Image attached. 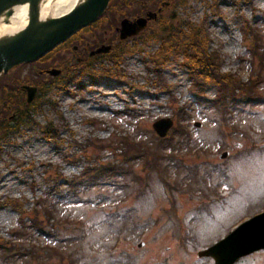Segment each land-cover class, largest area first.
I'll return each instance as SVG.
<instances>
[{
	"label": "rangeland",
	"instance_id": "1",
	"mask_svg": "<svg viewBox=\"0 0 264 264\" xmlns=\"http://www.w3.org/2000/svg\"><path fill=\"white\" fill-rule=\"evenodd\" d=\"M165 12L196 28L202 26L208 49L219 55L221 72L245 81L259 70L256 59L251 66L240 25L245 21L255 25L264 47V0H187L182 5L171 4ZM113 22L107 17L93 24V30L73 39L77 44L74 52L70 46L57 50L60 58L75 59L100 40L122 50ZM151 26L136 42L126 39L131 50L117 61L107 57L94 61L96 82H91L89 72L77 73L66 83L51 84L46 79L42 82L36 100L38 110L31 111L30 117L38 124L55 126L54 132H48L56 133L55 137H45L39 126L26 123L0 140V236L9 239L20 221L27 224L37 199L46 192V172L58 169L69 178L93 157L102 162L119 159L110 147L124 135H134L149 143L153 153L160 152L152 123L169 117L175 124L176 108L186 105L181 117L185 126L183 142L179 144L182 138L176 133L170 135L167 143H172L175 150L171 161L163 163L170 170L167 179L172 183L168 182L175 200L170 204L154 172L146 174L145 182L133 183L121 192L107 179L78 196H54L49 203L55 214L52 223L63 219L56 236L64 239L59 249L66 259L42 255L40 248L44 251L52 242L26 230L24 240H15L26 248L24 260L16 264H212L211 259L199 258L197 251L233 229L238 218L254 205L263 203L264 101L229 104L224 115L215 109L222 107L213 102L216 87L209 82L202 89L204 100L197 102L199 96L180 54L177 58L170 54L162 65L160 77L169 90L162 89L154 83L157 77L151 71L155 65L152 61L157 58L151 56L158 48L151 36L155 24ZM101 66L121 74L101 77L100 74L108 76ZM261 69L256 86L264 96V66ZM32 70L27 66L20 73L25 79ZM87 139H98L109 147L105 151L93 146L83 150L79 144ZM223 151L228 155L220 159ZM180 163L189 166L190 171L175 173L174 166ZM127 168L135 176L145 174L140 159L131 161ZM184 176L192 190L184 189ZM131 178L133 175L126 177ZM140 187L147 188L142 196H136ZM197 187L212 192L203 194ZM8 200L22 204V219L16 209L4 204ZM203 205L206 209L197 212ZM173 208L179 217L166 220L165 210ZM37 209L41 210L39 206ZM56 244L60 245L59 241ZM30 247L36 251L35 257L27 253ZM234 264H264V250Z\"/></svg>",
	"mask_w": 264,
	"mask_h": 264
},
{
	"label": "trees",
	"instance_id": "2",
	"mask_svg": "<svg viewBox=\"0 0 264 264\" xmlns=\"http://www.w3.org/2000/svg\"><path fill=\"white\" fill-rule=\"evenodd\" d=\"M186 1L187 0H174L173 4H182ZM146 2L147 0H111L105 13L99 17L95 23H101V21L107 19L108 17L113 19V25H117V20L114 16L121 18L135 16L136 14L139 15L142 13ZM156 7H158V4H156ZM240 28L243 38L248 44L251 56L254 58L258 57L259 59L258 64H260V68L258 73L260 74L261 66L264 65V48L261 44L260 33L254 26L249 25L248 23H244V26H241ZM151 36L158 42V48L154 55L151 56L157 57L158 60L156 62V58L152 61L155 62V65L151 71L157 77L154 83L161 86L162 89H168L160 77L161 68L163 67L162 65L165 63L170 54H175V58L179 57L180 54L183 56L182 60L185 62L184 66L188 70V74L190 75L198 92L207 83H214L217 85L218 89L217 97L221 98L220 101L223 104L227 97L233 98L237 94H245L248 98L256 95L255 79L249 78L248 80L243 81L237 75L220 72L219 55L215 50L208 49V37L202 26L196 28L195 25L189 24L187 21H179L175 14H172L170 17L169 14L164 11V13L158 14ZM112 52L109 57L112 56V59L114 60L119 53L115 51ZM39 62H42L47 66L60 67L62 71H64L65 76L62 79L64 82H67L77 70L76 69L71 72V70H69V63L63 61V59L58 56L57 50L51 51L41 60L32 63L31 67L36 66ZM77 65L79 66L78 70L81 72H85L91 68V64L87 63H77ZM21 67L22 66H18L15 70H18ZM19 75L16 71L0 75V138H5L9 133H12V131L16 129L15 125L18 123L36 124L42 130L44 135L51 132V130L54 132L55 126H52L51 124H38L30 117L31 111L38 108L36 103L37 97L31 104H25L23 99L18 96L20 91L17 87V79L18 81H24V77L22 79ZM38 76L39 74L35 68V71L25 75V80L29 84H35V80L38 79ZM51 83L53 84L58 82L55 80ZM184 109L185 106H180L177 111L175 110V114H183ZM12 113L15 114L16 117H8ZM16 121L17 123H15ZM182 126L179 124L176 125L173 131H183L184 126L183 128ZM87 144V146H95L99 149L109 147L105 144L95 145L90 142ZM111 149H113V151L118 150L120 152H118V155H120L122 161H127L129 157L134 155L144 156L146 161H153L149 157V155L153 154L150 153V149L147 145L141 141H134L131 137L119 140L116 142L115 146L111 147ZM118 168L119 167L115 166L113 162L101 163L93 167H84L80 172V176L78 178L79 181L77 183L75 182L76 180L64 181L62 174L57 171V175L55 172L51 176V183L54 184L52 185V190H54V187L56 186L54 191L59 195L63 192L64 194H67L74 186L85 190L90 182L94 183L95 181L108 175H119L120 172L117 171ZM59 180L64 181V184L60 185L61 183H58ZM59 187H62V192L59 191ZM48 214L50 213L46 211V215ZM33 216L34 217H32L31 220L36 226V229L40 230L42 227V220L38 217L36 211ZM20 249L21 246L11 244L10 242L0 238V253L4 258L8 259L9 256H12V253L15 252V250ZM10 252L12 253L7 254Z\"/></svg>",
	"mask_w": 264,
	"mask_h": 264
},
{
	"label": "water",
	"instance_id": "3",
	"mask_svg": "<svg viewBox=\"0 0 264 264\" xmlns=\"http://www.w3.org/2000/svg\"><path fill=\"white\" fill-rule=\"evenodd\" d=\"M109 0H84L59 17L40 20L38 18L39 0H0V15L11 14L12 6L28 3V23L16 33L0 38V73L25 61H33L44 55L57 44L68 38L73 32L96 19L107 6ZM154 18L155 13H147L134 21L123 19L120 22V38L134 35L147 23V18ZM100 47L95 52L107 51ZM56 75L58 70H49ZM27 102L35 94L34 87L25 86ZM169 119L157 120L153 127L160 136H164L171 126ZM264 248V212L240 224L226 237L212 246L198 252L199 256H211L214 264H233L239 257L254 250Z\"/></svg>",
	"mask_w": 264,
	"mask_h": 264
},
{
	"label": "bare ground",
	"instance_id": "4",
	"mask_svg": "<svg viewBox=\"0 0 264 264\" xmlns=\"http://www.w3.org/2000/svg\"><path fill=\"white\" fill-rule=\"evenodd\" d=\"M83 0H39L38 18L41 20L62 15ZM28 5L20 4L13 8L6 23L0 22V37L9 36L24 27L28 21ZM1 19H4L2 15Z\"/></svg>",
	"mask_w": 264,
	"mask_h": 264
}]
</instances>
